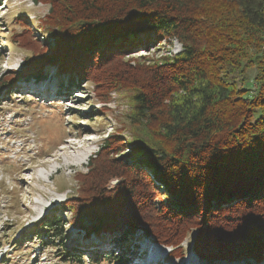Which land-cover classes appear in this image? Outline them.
Listing matches in <instances>:
<instances>
[{
	"label": "trees",
	"instance_id": "trees-1",
	"mask_svg": "<svg viewBox=\"0 0 264 264\" xmlns=\"http://www.w3.org/2000/svg\"><path fill=\"white\" fill-rule=\"evenodd\" d=\"M34 1L47 6L36 16L44 38L33 35L27 12L16 14L20 31L9 33L7 46L24 53V65L0 75V95L16 81L44 80L53 66L67 88H91L103 118L113 95L129 106L75 175L74 195L59 207L70 218L60 213L35 227L45 234L39 244L61 241L70 224L112 239L114 251L70 245L59 253L65 264H129L125 242L139 232L170 247L171 257H182V243L194 234L200 261H259L264 0ZM173 41L178 53L133 56ZM127 148L131 162L120 158Z\"/></svg>",
	"mask_w": 264,
	"mask_h": 264
},
{
	"label": "rangeland",
	"instance_id": "rangeland-1",
	"mask_svg": "<svg viewBox=\"0 0 264 264\" xmlns=\"http://www.w3.org/2000/svg\"><path fill=\"white\" fill-rule=\"evenodd\" d=\"M19 12H27L33 35L40 40L44 38L38 37L36 16L46 14L47 6L34 0H0L2 76L18 73L24 65V53L7 46L9 33L13 29L20 31L13 20ZM180 50L181 45L173 41L171 45L165 43L133 56L159 58ZM66 85L67 79H58L52 66L45 72L44 80L16 81L12 93L0 95V264H65L58 260L59 253L70 245L90 253L101 245L106 248L102 252L114 251L112 239L104 235L103 238L87 236L83 229H75L70 224L64 226L61 241L53 238L46 241L47 245L54 243L53 248L46 249L47 245L39 244V238L45 234H39L35 227L62 213L60 205L74 195L75 175L86 171L88 160L97 151L101 139L129 113L126 100L113 95V101L106 104L109 112L103 118L102 113L97 112L101 105L91 102L95 99L88 85L81 82L82 90H67ZM129 150L127 148L120 157H127L125 162L133 161ZM84 153L85 160L78 164L76 159ZM64 159H69L68 164H64ZM52 166L58 168L51 170ZM43 171H49V175L38 177ZM61 217L68 220L70 215L66 212ZM193 237L194 234L190 235L182 243V257H171L170 247L152 245L154 240L143 237L140 232L127 238L124 250L136 259V264H264V252L257 262L200 261L192 253ZM84 261L89 260L85 257ZM99 263L106 264L101 260Z\"/></svg>",
	"mask_w": 264,
	"mask_h": 264
},
{
	"label": "bare ground",
	"instance_id": "bare-ground-1",
	"mask_svg": "<svg viewBox=\"0 0 264 264\" xmlns=\"http://www.w3.org/2000/svg\"><path fill=\"white\" fill-rule=\"evenodd\" d=\"M79 94V93H78ZM78 97H81V95L79 94V95H77ZM85 158H86V155H85V153L84 154H81L80 155V157L79 158H77L76 160H78L77 161V163L78 164H81L82 162H83V160H85ZM65 160V163L64 164H68V160L69 159H64ZM71 161H74L73 159H70ZM70 164V163H69ZM58 168V167H57ZM57 168H55V166H52L51 167V170H56ZM47 175H49V171H47V172H40L37 176L38 177H43V176H47ZM139 259V258H138Z\"/></svg>",
	"mask_w": 264,
	"mask_h": 264
}]
</instances>
